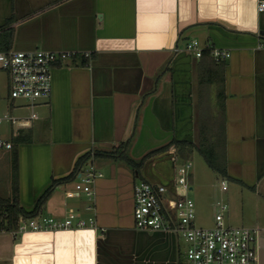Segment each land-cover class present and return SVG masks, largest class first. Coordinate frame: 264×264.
Returning a JSON list of instances; mask_svg holds the SVG:
<instances>
[{
	"label": "crops",
	"instance_id": "obj_1",
	"mask_svg": "<svg viewBox=\"0 0 264 264\" xmlns=\"http://www.w3.org/2000/svg\"><path fill=\"white\" fill-rule=\"evenodd\" d=\"M260 1L0 0V33L12 31L11 47L91 52L90 57L80 54L56 65L51 95L33 107L7 94L5 111L26 123L5 122L3 135L13 147L0 156L10 184L9 194L0 197L12 196L14 147L19 203L32 209L52 180L70 174L88 151L124 146L139 161L172 139L198 143L205 110L222 127L227 186L233 180L255 201L254 217L241 214L226 221L257 229V251L264 264ZM192 38L203 46L227 48L231 55L223 63L201 60L184 49ZM201 63L209 65L214 80L203 89ZM191 144L180 151L173 143L146 157L140 169L122 158L94 157L103 172L94 184V208H86L90 200L76 189V177L53 189L41 213L63 218L74 208L81 215H93L96 226L0 232V264H179L183 242L176 233L136 226L134 184L141 178L163 182L172 194L176 168L190 161V188H177V193L188 195L198 179L191 157L196 147Z\"/></svg>",
	"mask_w": 264,
	"mask_h": 264
},
{
	"label": "built area",
	"instance_id": "obj_2",
	"mask_svg": "<svg viewBox=\"0 0 264 264\" xmlns=\"http://www.w3.org/2000/svg\"><path fill=\"white\" fill-rule=\"evenodd\" d=\"M264 8V0L259 2ZM210 48L216 60H226L231 52L227 48L207 45L192 38L184 49L193 56L200 57L204 48ZM90 57V51L73 49H46L41 47L29 49H0V72L7 77L8 98H23L33 107L43 97H49L52 91L53 68L77 55ZM32 117L36 116L33 112ZM26 123L11 112H0V156L4 149L13 147V142L3 135V123ZM91 159L78 172L75 187L87 194L90 200L87 209H93L95 196L94 184L103 175ZM191 162L186 161L176 168L173 187L176 190L168 194L169 186L141 178L134 184V217L136 226L149 230L171 231L183 242L182 258L179 264H261L257 251L258 232L256 228L246 225L228 224L224 219L227 203H219L220 211L215 215L213 226H204L196 222L195 201L186 193H177L181 187L190 188L188 172ZM227 181L222 183L226 189ZM5 215V212L3 213ZM96 226L93 215L84 216L70 208L63 218L42 213L34 216L20 215L17 226L8 228L0 216V232L9 231L16 235L26 230L55 229L67 227Z\"/></svg>",
	"mask_w": 264,
	"mask_h": 264
},
{
	"label": "trees",
	"instance_id": "obj_3",
	"mask_svg": "<svg viewBox=\"0 0 264 264\" xmlns=\"http://www.w3.org/2000/svg\"><path fill=\"white\" fill-rule=\"evenodd\" d=\"M12 31H3L0 33V49H8L11 48L12 42ZM201 60L208 59V63L216 64L223 63L225 60H216L211 54L210 48H204L202 55L199 57ZM209 68V65H206ZM204 67L203 63L200 64L199 67V83L203 89V85L208 82L212 83L213 76L211 75V69H207ZM208 74V75H207ZM206 104L203 105V109ZM208 106V105H207ZM206 106V107H207ZM222 106V101H220V105ZM210 107V106H208ZM214 117L206 116L205 110L202 112L201 117V125H200V138L198 143L191 144L186 140H176L172 139L166 145L160 146L158 148L152 149L148 151L139 161H135L132 157H130L126 153V148L119 147L113 151H94V157L99 155H106L108 157L113 158H122L126 162L132 164L136 169H140L144 159L152 154H155L159 151L167 149L171 144L175 143L180 146V151L184 150V146L186 144H191L196 147V149L204 156L207 164L215 171L220 173L221 175H227V166H226V155H225V143L223 142V131L220 125H216V122L213 119ZM221 129V130H220ZM21 138H16L19 141ZM15 140V141H16ZM124 145V144H123ZM92 152L88 151L82 156H80L76 162L74 170L63 177L54 178L51 184L44 190V192L38 198L36 205L32 209H26L24 206L19 203L18 196V187H17V169H18V150L17 148L12 149V169H13V192L10 198L0 197V216L8 228H12L17 226L19 216H34L38 215L42 211V206L46 202L48 196L51 194L53 189L60 183L68 180H72L77 177L78 172L81 168L91 159ZM5 212V215L3 213Z\"/></svg>",
	"mask_w": 264,
	"mask_h": 264
},
{
	"label": "rangeland",
	"instance_id": "obj_4",
	"mask_svg": "<svg viewBox=\"0 0 264 264\" xmlns=\"http://www.w3.org/2000/svg\"><path fill=\"white\" fill-rule=\"evenodd\" d=\"M8 86L5 72H0V112H5ZM7 124L3 123V130L6 132ZM190 153V152H189ZM188 153V154H189ZM197 172V181L194 188L189 190V196L195 201L196 220L200 225L213 226L215 215L220 211L219 203H227V209L224 212V219L228 216L238 218L244 214L247 219L255 216L254 200L249 199L250 191L241 192L233 180L229 179V186L222 188L225 176L213 170L206 162L204 156L196 149L191 153ZM8 167L5 164L0 166V193L4 196L9 194ZM227 222V221H226ZM232 225H242L236 222ZM247 225V224H245ZM249 226V225H248ZM251 227V226H250Z\"/></svg>",
	"mask_w": 264,
	"mask_h": 264
}]
</instances>
